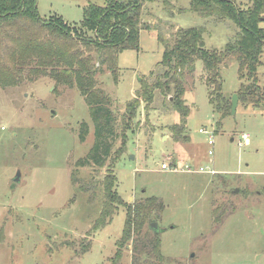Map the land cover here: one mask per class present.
I'll return each instance as SVG.
<instances>
[{
	"label": "rangeland",
	"instance_id": "1",
	"mask_svg": "<svg viewBox=\"0 0 264 264\" xmlns=\"http://www.w3.org/2000/svg\"><path fill=\"white\" fill-rule=\"evenodd\" d=\"M170 1L171 11L162 0L143 5L142 23L155 29L141 30L139 50L119 54L117 80L106 65L96 74L97 86L114 100L119 121L142 77L150 78L153 70L161 72L158 64L178 28L205 26L206 47L218 50L238 30L230 20L216 22L189 11L190 0ZM37 2L42 18L58 14L80 25L90 3L105 5L107 0ZM234 2L240 8L252 4V0ZM239 68L235 57L221 68L228 108L218 112L210 102L207 74L198 59L195 71L185 79L188 139H174L170 127L180 123L181 116L159 99L148 114L141 106L136 125L127 131L124 152L116 153L123 141L117 137L102 167L76 166L95 141L89 106L77 85L55 88L54 79L42 76L0 86V264H113L127 207H119L105 228L92 230L104 202L101 183L109 170L117 176V191L127 204L153 196L164 201L158 220L161 250L177 259L176 264H264V101L239 100L232 113L233 97L249 83L240 78ZM257 74L264 90V55ZM83 121L90 126L84 142ZM201 129L213 135L214 145ZM167 163L170 169L163 165ZM91 179L94 188L82 190L81 181L88 185ZM214 200L235 208L215 232ZM131 254L129 244L119 264H131Z\"/></svg>",
	"mask_w": 264,
	"mask_h": 264
},
{
	"label": "trees",
	"instance_id": "2",
	"mask_svg": "<svg viewBox=\"0 0 264 264\" xmlns=\"http://www.w3.org/2000/svg\"><path fill=\"white\" fill-rule=\"evenodd\" d=\"M158 0H107L105 5L90 3L83 12L80 25L70 24L62 15L55 14L44 19L38 11L37 0H0V86L20 84L24 78L50 76L56 87L77 85L89 106L94 124L95 141L88 154L77 161L76 166L89 164L104 166L112 155L113 143L122 137L117 155L124 152L127 131L136 125L141 106L147 114L162 99L179 112L180 123L170 130L175 140H187L186 119L190 108L184 98L185 79L196 69V61L203 62L210 87V102L218 112L228 108L221 80V68L235 57L239 62L241 79L249 83L242 87L238 99L247 102L251 97L264 101V90L258 85V69L264 55V0H252L246 8H240L234 0H190L189 11L202 18L216 22L230 20L238 27L224 49L206 47L205 26L178 28L173 44H167L158 67L150 78H143L133 99L128 101L120 121L113 109V98L97 86L99 67L106 65L114 79L119 76L118 56L127 49H140L142 29H155L142 23L143 5ZM164 8L171 11L170 0H162ZM184 9L183 11H187ZM95 54V56L93 55ZM227 61V62H226ZM98 63V65H97ZM97 65V66H96ZM226 106V107H225ZM231 108V107H230ZM119 126L121 131L119 132ZM90 126L83 121L80 140L84 142ZM176 164H174L175 166ZM78 178L72 177L73 183ZM81 181L80 188L86 192L94 188ZM104 202L92 227L93 231L105 228L112 222L119 207L126 206V218L122 236L113 264H119L122 250L131 244V264H176L177 259L166 257L161 250L159 231L150 227L161 219L165 203L160 197H148L127 204L117 191V176L109 170L102 180ZM93 194L90 195L92 199ZM213 232L217 231L235 208L227 203L212 202ZM0 237L3 234L0 231ZM86 246L83 251H86Z\"/></svg>",
	"mask_w": 264,
	"mask_h": 264
},
{
	"label": "built area",
	"instance_id": "3",
	"mask_svg": "<svg viewBox=\"0 0 264 264\" xmlns=\"http://www.w3.org/2000/svg\"><path fill=\"white\" fill-rule=\"evenodd\" d=\"M200 131L203 132V133L210 134V135H209V141H208V142H209V145H214L213 135H212L211 133H209L207 129H201ZM242 137L244 138L245 141L248 140V135H247V134L243 135ZM213 153H214L213 150H210V151H209V154H210V155H212ZM163 165H166V169H170V168L172 167V166L169 165L168 163H167V164H163ZM188 170L191 171V168L188 167ZM203 170H204V169L201 167V168H200V171H203ZM213 173H214V171H213Z\"/></svg>",
	"mask_w": 264,
	"mask_h": 264
},
{
	"label": "water",
	"instance_id": "4",
	"mask_svg": "<svg viewBox=\"0 0 264 264\" xmlns=\"http://www.w3.org/2000/svg\"><path fill=\"white\" fill-rule=\"evenodd\" d=\"M238 102H239V99H238V95L236 94L234 97H233V100H232V113H236V109H237V106H238ZM17 180H18V177H17ZM235 192H238V189L235 190ZM150 227L155 230V231H158V228H159V224L158 222H152L150 224Z\"/></svg>",
	"mask_w": 264,
	"mask_h": 264
}]
</instances>
